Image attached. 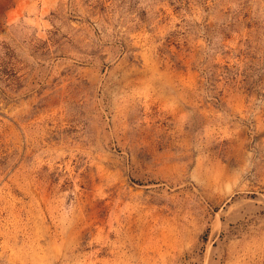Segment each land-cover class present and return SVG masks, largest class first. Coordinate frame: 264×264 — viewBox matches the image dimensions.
Returning <instances> with one entry per match:
<instances>
[{"label":"rangeland","instance_id":"obj_1","mask_svg":"<svg viewBox=\"0 0 264 264\" xmlns=\"http://www.w3.org/2000/svg\"><path fill=\"white\" fill-rule=\"evenodd\" d=\"M0 264H264V0H0Z\"/></svg>","mask_w":264,"mask_h":264},{"label":"trees","instance_id":"obj_2","mask_svg":"<svg viewBox=\"0 0 264 264\" xmlns=\"http://www.w3.org/2000/svg\"><path fill=\"white\" fill-rule=\"evenodd\" d=\"M222 35H219V37L221 36V38L227 37L228 33H225L224 29H223V33H221ZM218 48L220 49L221 54H227V55H231L232 56H238V54H233L231 53V50H224V44H219ZM215 50V49H214ZM217 50V48H216ZM218 51V50H217ZM205 58H208L207 55L203 56V60L200 61L201 65L198 68L199 69V77L200 79H204V84L206 85L205 87L207 88V92L208 97L210 98V103L212 104V108L216 109V110H220V98L218 97V94L220 93V89H218V82H220L221 80L224 83H228L233 81L234 79H236L237 76V68L234 67H229L227 64H219V63H205ZM212 62V61H211ZM200 116H192L190 123L187 125L188 128L192 131H195L197 128H200L201 125L198 124V122L196 121V118ZM210 149L218 152L219 154L223 153V149L224 147H222V144L220 143H213L210 146Z\"/></svg>","mask_w":264,"mask_h":264}]
</instances>
